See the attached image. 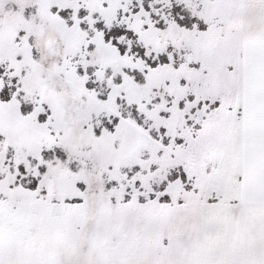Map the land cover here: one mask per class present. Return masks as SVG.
I'll use <instances>...</instances> for the list:
<instances>
[{"label": "snow or ice", "instance_id": "obj_1", "mask_svg": "<svg viewBox=\"0 0 264 264\" xmlns=\"http://www.w3.org/2000/svg\"><path fill=\"white\" fill-rule=\"evenodd\" d=\"M0 264H264V0H0Z\"/></svg>", "mask_w": 264, "mask_h": 264}]
</instances>
